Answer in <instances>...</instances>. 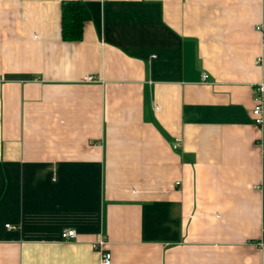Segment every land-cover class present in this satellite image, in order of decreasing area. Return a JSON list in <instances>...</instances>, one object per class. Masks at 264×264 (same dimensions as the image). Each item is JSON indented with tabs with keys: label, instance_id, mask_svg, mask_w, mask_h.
<instances>
[{
	"label": "crops",
	"instance_id": "obj_1",
	"mask_svg": "<svg viewBox=\"0 0 264 264\" xmlns=\"http://www.w3.org/2000/svg\"><path fill=\"white\" fill-rule=\"evenodd\" d=\"M66 1L0 0V264H264V0Z\"/></svg>",
	"mask_w": 264,
	"mask_h": 264
},
{
	"label": "trees",
	"instance_id": "obj_2",
	"mask_svg": "<svg viewBox=\"0 0 264 264\" xmlns=\"http://www.w3.org/2000/svg\"><path fill=\"white\" fill-rule=\"evenodd\" d=\"M86 4L80 0L66 1L61 6V35L65 41L82 38L83 26L89 20Z\"/></svg>",
	"mask_w": 264,
	"mask_h": 264
},
{
	"label": "built area",
	"instance_id": "obj_3",
	"mask_svg": "<svg viewBox=\"0 0 264 264\" xmlns=\"http://www.w3.org/2000/svg\"><path fill=\"white\" fill-rule=\"evenodd\" d=\"M202 79L206 80L207 75L203 74ZM255 91L257 93V99H256L257 103L252 110V114L254 116L255 124L261 125L262 124L261 113H262V109H264V83L259 84ZM6 227L10 228V226H6ZM75 236L76 235L73 230L64 229L61 232V239L64 241L72 240L75 238ZM93 247L97 249L101 254V264H111V255L108 251H105L102 248L101 241L94 243Z\"/></svg>",
	"mask_w": 264,
	"mask_h": 264
}]
</instances>
